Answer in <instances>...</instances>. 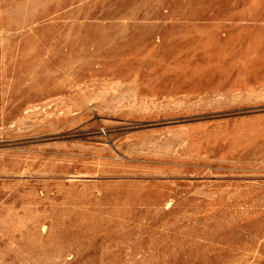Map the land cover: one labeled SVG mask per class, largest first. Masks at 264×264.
Segmentation results:
<instances>
[{"label":"rangeland","instance_id":"rangeland-1","mask_svg":"<svg viewBox=\"0 0 264 264\" xmlns=\"http://www.w3.org/2000/svg\"><path fill=\"white\" fill-rule=\"evenodd\" d=\"M0 264H264V0H0Z\"/></svg>","mask_w":264,"mask_h":264}]
</instances>
